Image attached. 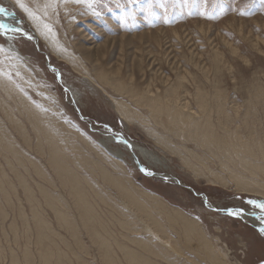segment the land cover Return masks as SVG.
Masks as SVG:
<instances>
[{
  "label": "rangeland",
  "instance_id": "obj_1",
  "mask_svg": "<svg viewBox=\"0 0 264 264\" xmlns=\"http://www.w3.org/2000/svg\"><path fill=\"white\" fill-rule=\"evenodd\" d=\"M20 2L0 0V264H264L227 214L264 215V0Z\"/></svg>",
  "mask_w": 264,
  "mask_h": 264
},
{
  "label": "bare ground",
  "instance_id": "obj_2",
  "mask_svg": "<svg viewBox=\"0 0 264 264\" xmlns=\"http://www.w3.org/2000/svg\"><path fill=\"white\" fill-rule=\"evenodd\" d=\"M45 33V32H44ZM55 44V43H54ZM55 47V46H54ZM61 47V46H60ZM11 49H13L12 47H10ZM56 49H57V47H56ZM62 49V48H61ZM154 103V102H153ZM154 106H156V105H154ZM175 114V116H177V119H176V122H177V124L176 125H174V129H176L177 131L178 130H185L190 124L192 125V124H194L193 122L191 123V122H188L189 120V117H188V119H186V121L187 122H183V121H181V119H180V114L178 113H174ZM194 126V127H193ZM192 127L193 128H195V124L193 125ZM190 127V126H189ZM191 128V127H190ZM234 134V133H233ZM204 135V137H205V139L206 140H211L210 141V144H216V145H218V146H220L219 145V143H218V141L217 140H215L214 139V137L213 136H215L214 134L212 135V134H208L207 132L206 133H204L203 134ZM231 135V134H230ZM234 135H236V134H234ZM119 136H120V134H119ZM229 136V135H228ZM233 136V135H232ZM235 138H236V136H235ZM200 141L199 142H203V140L204 139H202L201 137H200ZM119 140L122 142H124L125 141V139L124 140H121L120 138H119ZM232 140V139H231ZM226 142V141H225ZM222 143V142H221ZM224 144V143H223ZM231 144V143H230ZM226 145H227V143H226ZM130 146H131V148H132V152L131 153H134L133 151L135 150V147L132 145V144H130ZM217 146V147H218ZM224 147V149H222L223 151H224V153H226L229 149H227V147L225 146V145H223ZM230 146V145H229ZM206 147V146H205ZM213 147V146H212ZM216 147V148H217ZM226 147V148H225ZM233 147V146H232ZM231 147V148H232ZM238 147V146H237ZM229 148V147H228ZM243 149V148H242ZM245 149V148H244ZM243 149V151H245V153H246V149L244 150ZM141 151V150H140ZM230 151V150H229ZM239 151V150H238ZM242 151V152H243ZM142 154H143V152H141ZM220 153H222V151L220 152ZM223 153V154H224ZM230 153V152H229ZM244 153V154H245ZM219 154V153H218ZM222 154V155H223ZM238 154H239V152H238ZM221 155V154H220ZM226 156H228V155H226ZM239 157H240V159H241V156H240V154L238 155ZM237 155H236V157H238ZM135 157H136V155H135ZM133 158V157H132ZM232 158V157H231ZM245 158H247V157H245ZM134 159V161L137 159H135V158H133ZM235 159V158H234ZM240 159H239V161H240ZM243 159V158H242ZM236 160V159H235ZM250 160V159H249ZM136 162V164H138V162H137V160L135 161ZM232 162V161H231ZM235 162H237L238 163V161H235ZM233 163V162H232ZM242 163H244V165L245 166H248L249 165V162L248 161H246V160H242ZM241 163V164H242ZM225 165V164H224ZM227 166V165H226ZM59 170V172L58 173H61V174H63V175H65V176H67L66 178H72V180H75L76 181V177L75 176H73L72 175V177H70L71 175H70V173L69 172H73V171H71L69 168H68V166H66L65 164H61V165H59V166H57V167H55V170ZM75 169V168H74ZM143 170H144V168H143ZM78 171V170H77ZM145 171V170H144ZM76 172V171H75ZM145 172H147V174L149 173V174H152V173H150V172H148L147 170L145 171ZM234 174V173H233ZM236 175V178H238L239 180H241L242 181V179H240L239 178V176H238V174H235ZM61 178V177H60ZM236 183L239 185L240 184V182L239 181H236ZM80 202V201H79ZM56 214L58 215V217H59V219L61 220H64V216L62 215V213H60V212H56ZM85 215L86 216H88V215H90L89 213H85ZM177 216H178V218L183 222L182 223V225L180 226L181 227V229H182V231L184 232V233H188V232H196V233H198V235H199V237H200V239H202V240H204L205 241V243L207 244V245H210L209 244V241L207 240V238H206V236H205V234L204 233H202V231L200 230L199 232H198V225H197V223L194 221V220H192V219H190V218H188V217H186V216H184L182 213H178L177 214ZM262 216H264V215H262V214H259V213H256V212H247V211H244V214L242 215V216H240V218L241 219H243L244 221L245 220H251L252 221V223L253 224H255V226L257 227V225L259 226V227H257L258 229H260V230H262L263 228H264V219H261V217ZM35 217H37V216H35ZM35 217H34V221H36V220H38V219H35ZM37 223H38V221H37ZM164 258H165V256H164ZM10 264H15L13 261H11L10 262Z\"/></svg>",
  "mask_w": 264,
  "mask_h": 264
},
{
  "label": "snow or ice",
  "instance_id": "obj_3",
  "mask_svg": "<svg viewBox=\"0 0 264 264\" xmlns=\"http://www.w3.org/2000/svg\"><path fill=\"white\" fill-rule=\"evenodd\" d=\"M77 2H79V0H77ZM129 2L130 3H136V2H138V0H129ZM17 3L20 5L21 8H24V5L20 2V0H17ZM89 6H91V5H89ZM148 7H149V11H150L151 7H152L151 0H149ZM24 10L27 11L26 8H24ZM4 11H5L4 9L0 8V13H4ZM95 14L99 15L98 12ZM241 14H243V13H241ZM6 28H7V25L0 23V29H6ZM13 31H15V29H13ZM248 203L259 208L261 210V212L264 213V203H257L256 201H253V200H249ZM227 214L229 216H233V217H240L244 214V211H243V209L229 210ZM261 219H264V216H262ZM262 234H264V229H262Z\"/></svg>",
  "mask_w": 264,
  "mask_h": 264
},
{
  "label": "water",
  "instance_id": "obj_4",
  "mask_svg": "<svg viewBox=\"0 0 264 264\" xmlns=\"http://www.w3.org/2000/svg\"><path fill=\"white\" fill-rule=\"evenodd\" d=\"M47 64H48V61H47ZM49 67V66H48ZM75 107V109L77 110V107L76 106H74ZM124 143H125V145H126V147L129 149V151H131L132 152V148H131V146L129 145V143L128 142H126V141H124ZM131 156L133 157V158H135L136 159V157H135V153H131ZM137 160V159H136ZM135 160V161H136ZM139 164H137V166H138ZM139 170L141 171V173H143L145 176H150L151 174H147L144 170H143V168L142 167H139ZM171 179H173L174 180V178H171ZM175 181V180H174ZM175 183H177V184H179V182H175ZM198 196V195H197ZM199 197H201L202 199H203V201L206 203V207H208L207 206V200L205 199V196H203V195H201V196H199Z\"/></svg>",
  "mask_w": 264,
  "mask_h": 264
}]
</instances>
